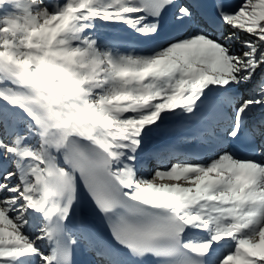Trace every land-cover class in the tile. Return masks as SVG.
<instances>
[{"label":"snow or ice","instance_id":"1","mask_svg":"<svg viewBox=\"0 0 264 264\" xmlns=\"http://www.w3.org/2000/svg\"><path fill=\"white\" fill-rule=\"evenodd\" d=\"M78 248L264 264V0H0V264Z\"/></svg>","mask_w":264,"mask_h":264},{"label":"bare ground","instance_id":"2","mask_svg":"<svg viewBox=\"0 0 264 264\" xmlns=\"http://www.w3.org/2000/svg\"><path fill=\"white\" fill-rule=\"evenodd\" d=\"M169 126H171V125H169ZM167 138H168V137H160V138H158L157 140H155V141L153 142V144H155L159 139L163 140V139H167ZM147 155H148L147 153H143V154H142V157L147 156ZM90 219H91V223H92V226L94 227V229L99 233V235H100L101 237L104 238V236H103L102 233L100 232L99 225H98V221L95 220V215H92ZM104 239H105V238H104Z\"/></svg>","mask_w":264,"mask_h":264},{"label":"rangeland","instance_id":"3","mask_svg":"<svg viewBox=\"0 0 264 264\" xmlns=\"http://www.w3.org/2000/svg\"><path fill=\"white\" fill-rule=\"evenodd\" d=\"M151 170H153V169L150 167L149 171H151Z\"/></svg>","mask_w":264,"mask_h":264}]
</instances>
